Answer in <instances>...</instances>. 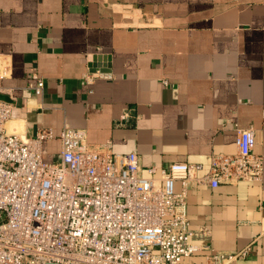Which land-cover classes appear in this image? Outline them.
<instances>
[{
    "label": "crops",
    "instance_id": "obj_1",
    "mask_svg": "<svg viewBox=\"0 0 264 264\" xmlns=\"http://www.w3.org/2000/svg\"><path fill=\"white\" fill-rule=\"evenodd\" d=\"M86 72L108 76L87 83ZM0 99L11 132L52 129L45 162L73 126L92 145L135 151L144 169L185 161L203 175L211 154L236 152L235 126H253L261 180L194 183L186 210L213 249L251 243L231 264H264V0H0Z\"/></svg>",
    "mask_w": 264,
    "mask_h": 264
},
{
    "label": "built area",
    "instance_id": "obj_2",
    "mask_svg": "<svg viewBox=\"0 0 264 264\" xmlns=\"http://www.w3.org/2000/svg\"><path fill=\"white\" fill-rule=\"evenodd\" d=\"M107 76L86 72L83 79ZM34 78L41 94L44 81ZM11 112L12 104L0 99V264H181L202 250L203 264L248 256L251 243L213 249L209 227H190L186 197L194 183L261 180L253 126H235L236 152L211 154L208 170L198 175L200 164L185 161L144 169L135 151L92 145L86 129L73 126L59 133L58 159L45 162L42 141L53 137L52 129L8 132Z\"/></svg>",
    "mask_w": 264,
    "mask_h": 264
},
{
    "label": "bare ground",
    "instance_id": "obj_3",
    "mask_svg": "<svg viewBox=\"0 0 264 264\" xmlns=\"http://www.w3.org/2000/svg\"><path fill=\"white\" fill-rule=\"evenodd\" d=\"M8 130L11 131V130H13V129H10V127L8 126Z\"/></svg>",
    "mask_w": 264,
    "mask_h": 264
},
{
    "label": "rangeland",
    "instance_id": "obj_4",
    "mask_svg": "<svg viewBox=\"0 0 264 264\" xmlns=\"http://www.w3.org/2000/svg\"><path fill=\"white\" fill-rule=\"evenodd\" d=\"M5 126H6V124H5ZM7 130H8V128H7ZM8 132H11V131L8 130Z\"/></svg>",
    "mask_w": 264,
    "mask_h": 264
}]
</instances>
